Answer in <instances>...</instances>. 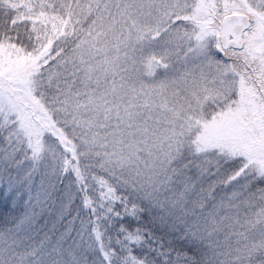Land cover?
Instances as JSON below:
<instances>
[{
    "label": "snow or ice",
    "instance_id": "snow-or-ice-1",
    "mask_svg": "<svg viewBox=\"0 0 264 264\" xmlns=\"http://www.w3.org/2000/svg\"><path fill=\"white\" fill-rule=\"evenodd\" d=\"M0 264H264V0H0Z\"/></svg>",
    "mask_w": 264,
    "mask_h": 264
}]
</instances>
